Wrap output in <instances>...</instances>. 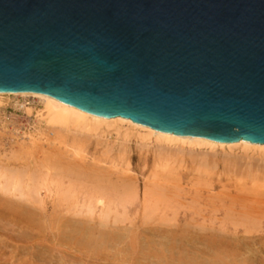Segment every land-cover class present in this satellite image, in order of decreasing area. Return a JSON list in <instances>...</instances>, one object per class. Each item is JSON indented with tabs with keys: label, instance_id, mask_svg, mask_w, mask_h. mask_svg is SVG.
<instances>
[{
	"label": "water",
	"instance_id": "95a60500",
	"mask_svg": "<svg viewBox=\"0 0 264 264\" xmlns=\"http://www.w3.org/2000/svg\"><path fill=\"white\" fill-rule=\"evenodd\" d=\"M0 93L264 145V0H0Z\"/></svg>",
	"mask_w": 264,
	"mask_h": 264
},
{
	"label": "bare ground",
	"instance_id": "6f19581e",
	"mask_svg": "<svg viewBox=\"0 0 264 264\" xmlns=\"http://www.w3.org/2000/svg\"><path fill=\"white\" fill-rule=\"evenodd\" d=\"M5 98H33L38 109L21 106L27 115L35 112L28 132L0 135V264H264V238L254 235L261 227L253 225L264 218L257 211L264 204L227 205L221 218L185 212L177 218L154 199L182 197L181 188L166 193L161 182L177 176L186 161L208 177L233 164L235 151L244 153L242 160L251 153L264 162V145L162 133L45 95L0 93V104ZM133 138L153 154L142 188L127 158ZM90 143L95 152L89 155ZM134 204L142 208L140 225L131 216Z\"/></svg>",
	"mask_w": 264,
	"mask_h": 264
},
{
	"label": "rangeland",
	"instance_id": "374dc122",
	"mask_svg": "<svg viewBox=\"0 0 264 264\" xmlns=\"http://www.w3.org/2000/svg\"><path fill=\"white\" fill-rule=\"evenodd\" d=\"M23 105H27L28 108L32 109L38 107L37 100L33 98H5L2 101V103L0 104L1 136L9 137L26 133L28 132V129H30V127L33 125V122L35 120V112L32 111V114L30 115L25 114L21 107ZM90 144L86 148V151L89 152V155L95 152L94 143ZM233 154L235 155V157H237L233 164H228L225 167L220 165V168L211 173L208 177H203L198 174L196 175V173L194 172V165L192 166L189 161H186L184 167L179 170L177 176L171 179H167V182H161V185H163L164 187V192L168 190L166 193L172 192L173 189H177L176 191L178 192L180 190L179 188H181L180 195H182L183 198H170V193H168V198L162 199L163 197L155 195L156 197L154 199L156 201H160L159 206L161 205V207L163 205L165 206L166 204L170 205L172 211L169 213V216H175L177 218L182 217L184 212L189 215H194L198 218H221L223 217L222 210L226 208L227 205L228 207L230 206V208L233 207V205L234 207L239 208L241 206H248L247 204L250 203L249 205H252V207L255 208L256 203H258V205H256V207L258 208L259 205L264 204V162H262L260 157L255 154H252L251 156V153H248L250 154L248 155L250 157V160L243 158L244 161L241 159L244 156V153L235 151ZM127 158L130 163L132 177H135V179L137 180V184L142 188L144 182L151 175L153 169V154L151 150H140L138 145L136 144L135 139L133 138L129 143V152ZM238 159H240V161ZM236 161H238V163ZM176 185L178 186V188H176ZM195 190L198 191L196 192ZM210 191L211 193H209ZM219 191L221 192V194ZM155 192L156 194L159 193V189H155ZM216 192H218V194ZM210 194H212L211 197L213 196V198L210 197ZM184 196H186L187 198ZM191 197H193L194 199H191ZM159 198H161L162 200H159ZM218 198H224L223 200L228 199V201H223L222 205H218L221 203V200L218 201ZM209 199L215 200L212 201ZM195 200L197 204H195ZM239 200H244V202H241ZM240 202L242 205L237 206V204H240ZM188 203L189 205H187ZM192 203L193 207H191ZM183 204L186 205L183 206ZM197 207L201 208L198 209ZM131 208L137 209V212L131 215L133 221L138 225L142 224L144 222V218H141L143 216L142 208L138 206V204H134ZM191 208H193V210ZM214 208H216L215 210L217 211H214ZM259 209H257V211H260V213L264 212ZM262 210H264V207H262ZM197 213L201 215H197ZM260 215H262V213ZM258 218H260V216ZM260 219L264 221V218L261 217ZM260 219L253 222V225H258L259 227H261V231L254 235H256V237L264 238V222H262ZM259 221L260 224H257ZM246 236L252 237L251 235Z\"/></svg>",
	"mask_w": 264,
	"mask_h": 264
}]
</instances>
